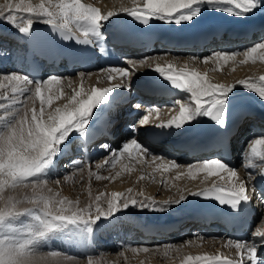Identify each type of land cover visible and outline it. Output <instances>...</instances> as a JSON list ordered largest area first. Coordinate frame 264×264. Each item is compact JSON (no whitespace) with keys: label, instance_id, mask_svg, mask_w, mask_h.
I'll use <instances>...</instances> for the list:
<instances>
[{"label":"snow or ice","instance_id":"6c2138e0","mask_svg":"<svg viewBox=\"0 0 264 264\" xmlns=\"http://www.w3.org/2000/svg\"><path fill=\"white\" fill-rule=\"evenodd\" d=\"M134 6L123 7L120 12L109 11L102 14L99 7L82 0H40L33 5L31 0H4L0 4V19L10 22L18 28L19 33L30 36L34 19L51 26L53 32H59L65 41H74L79 45L99 46L104 39L102 28L112 17L121 12L133 18L141 25L149 26L152 21H163L181 25L193 23L203 13L219 11L227 15L241 19L248 18L254 10L264 7V0H143V6H139L133 0ZM5 12L9 14L5 16ZM15 13H23L26 16L18 17ZM19 21H25L18 23ZM75 25V28L72 25ZM243 59L237 61L238 55ZM169 53H158L154 56H145L140 59L124 58L129 67L110 65L99 72L103 73L109 81L118 80V83L108 87L92 86L86 89L84 79L86 74L81 72L78 88L72 87L69 78L68 87L71 95L64 92L63 77L51 75L43 80H34L26 74L10 73L0 75V264H43L45 256L41 250L46 243L53 239L67 240L87 246L92 236L94 227L102 220H107L121 210L129 207L147 209L154 212H164L173 204L179 205L186 200L181 194L178 199L167 200L158 204L152 197H145L143 192L133 194V189L125 192H100L92 196L89 190L91 203L86 207H80L79 201H73L67 197H60L59 192L52 193L48 188L49 172L54 167L57 158L63 154V148L73 133L84 137L87 127L92 122L94 110L102 104L109 102L110 96L116 89L130 90L128 82L131 76L139 68H147L155 71L164 80L180 92L186 93L184 102L181 99L173 101L171 108L178 112L166 122L156 124L157 128L177 130L192 124L199 117H207L215 125L223 128L227 125V109L229 94L233 92L234 85L213 83L207 72L197 70L185 63L183 67H177L176 63L165 60ZM164 60V63L160 61ZM202 61L204 64L214 63L219 71L222 66L231 63L246 64L264 62V41L247 48L242 53L216 51L207 57H190L189 61ZM154 65V67H153ZM91 75V74H88ZM262 83L257 84L251 79L238 81L246 89L258 94L264 101V76L260 77ZM31 86V87H30ZM9 91L11 96L8 95ZM28 94L27 96L25 94ZM66 99L62 106L53 108L56 101ZM32 101L31 107L28 101ZM39 101L37 108L35 101ZM135 107H141L139 104ZM156 112L159 119V108L149 110L139 121L141 126L148 125L151 112ZM136 129V125L131 126ZM109 152L110 159L104 160V165H111L115 169L117 163H123L120 171L115 172L119 177L122 171H133V162L144 163L146 157H151V163L155 165L154 171L161 174L168 173L181 166L174 160L151 153L135 137L125 141L119 148L110 149L107 144L102 145ZM248 157L244 167L259 168L260 177L264 179V136L249 141L246 149ZM251 158L260 161L253 165ZM159 162V163H157ZM77 171H83L84 164L73 161ZM97 168L103 167L101 164ZM187 171L178 173L177 179L186 175L196 180L203 173V181L210 177H217L210 188L201 191H192L189 195L205 199H212L220 206H229L238 211L242 204L251 201L257 188L249 181L255 179L249 172L246 180H242L236 169L229 166L218 157L206 161L193 162L187 165ZM95 175L97 180L109 179L89 172V176ZM115 177H112L113 179ZM143 179V176L141 177ZM202 181V182H203ZM59 178L55 183L59 184ZM19 188H30L31 197L19 200L12 195H5L6 191ZM45 189L47 190L45 192ZM142 199H137V197ZM102 201L106 207L102 206ZM27 202L32 207H20ZM260 203L264 206V196ZM26 217V221L21 218ZM19 222V223H18ZM255 237L264 240V227H257L253 233ZM228 246L234 247L238 259H230L221 255H186L180 264H258L257 247L247 241L228 240ZM133 253H149L151 247L165 249L164 256H169L174 245L156 246H128ZM179 251L178 248L175 249ZM58 251L49 250L46 256L57 257ZM123 256V252L120 253ZM39 257V259H38ZM86 264H96L92 255H88ZM140 264H144L141 261ZM264 264V262H261Z\"/></svg>","mask_w":264,"mask_h":264},{"label":"bare ground","instance_id":"6f19581e","mask_svg":"<svg viewBox=\"0 0 264 264\" xmlns=\"http://www.w3.org/2000/svg\"><path fill=\"white\" fill-rule=\"evenodd\" d=\"M87 1V0H86ZM4 0H0V4H3ZM31 3L33 5H37L40 3V0H31ZM93 3H96L99 7H101L104 10V14H107L109 11H117L120 12V9L123 7L131 8L134 6L133 0L132 3H126V4H120V0H101V1H93ZM136 3L139 6H143V0H136ZM207 11V10H204ZM203 11V12H204ZM254 11L262 12L264 11V7L258 8ZM9 13L5 12V16H7ZM18 17L20 16H26V14L23 13H15ZM116 17H112L111 19L116 20ZM35 21V18H33ZM3 19H0V21ZM5 23H0V37L4 36L6 33H9L11 30H14L15 26H13L10 22H7L4 20ZM25 21H19L18 23H22ZM6 44L10 42V40L5 41ZM5 44V45H6ZM191 56H187L184 60L188 62L191 66H195L197 70L201 72H207L210 80L213 83H223L225 85H234L235 88L233 89V92L229 94V97L235 94L239 93H250L253 96L252 102L256 105L261 106L264 109V101H262L258 94L254 93L251 90L246 89L243 85L238 84V81L251 79L253 82L260 84L262 83L260 81V77L264 76V62H260L257 60L256 63L248 62L246 64H240V63H229L227 65L222 66V69L217 71V66L214 63H209V65H202L199 62H192L189 61V58ZM177 58H172V60H176ZM243 55H238L237 61L242 60ZM147 70V68H142ZM62 86L64 89V92L67 95H71V88L68 87L69 78L72 82L73 88H78L80 83L79 76H72V77H63ZM105 78L102 73H92L91 75H86L84 79V86L86 89H90L92 86L97 87H108L112 84H115V80L109 81L103 79ZM31 87V86H30ZM3 90H0L2 92ZM115 95V92H113ZM9 96H11V92L8 93ZM28 95L27 93L25 94ZM187 95V94H185ZM181 97V101L184 100ZM111 97V96H110ZM2 103H7V101H0ZM66 99H62L59 101H56L53 104V108L56 106H62L64 103H66ZM183 102V101H182ZM37 108H39V101H35ZM32 101H28V106L31 107ZM179 107V106H178ZM178 107L173 108V110H170L169 108H164L165 113H171V116L176 115L178 112ZM101 109V105L94 110V114L97 110ZM0 114H3V110L0 109ZM93 114V115H94ZM168 116L164 115L162 118L154 119L152 118L150 121V125L152 124H159L160 122H166L168 120ZM122 131V127L119 129ZM76 133H73L70 135L69 140L66 142L67 147H64L62 145L63 154H61L57 160L60 162L59 165L54 167L49 172V183L47 185L48 188L52 189L51 194H55L56 192H59L60 197H67L70 200L73 201H79L80 207H86L89 203H91V199L88 195L89 190L92 193V196L98 195L100 192H104L106 194H110L111 192H125L127 193V189L132 188L133 194L143 192L145 197H152L158 204H162L164 201L167 200H174L178 199L181 194H184L187 198H189L191 195H189L190 192L196 191L201 188H206L208 186H211L213 181H218L217 177H210L207 181H203L204 174L201 173L196 180H192L188 178L186 175L181 176L179 179H177V174L186 172L187 171V165L192 164L193 162H183L179 164L181 167L174 169L168 173L161 174L159 172L154 171L155 165L151 163V157H146L144 163H136L133 162V171L127 172L122 171L121 175L119 177H115V172L121 170V166L123 163H128L127 160H122L121 162L117 163V166L115 169L111 168V165H104V160L106 158L110 159V156H107L105 154L102 158L100 157L96 162L85 165L83 171H77L75 167L71 168V165L66 164V159H64V153L69 152L71 150V141L75 140ZM146 135V133H145ZM63 158V159H62ZM69 161V160H68ZM57 162V161H56ZM202 162V161H200ZM159 163V162H157ZM101 164L103 167L97 168L96 165ZM64 168H68L70 171L71 169H74L73 171H70V173H65L62 170ZM66 170V172H68ZM62 171V172H61ZM61 172V173H60ZM89 172L101 175V176H108L109 179H101L97 180L95 175L89 176ZM238 175L242 180H246L248 176L247 169L244 167V165H241L240 169L237 171ZM65 175H60L63 174ZM258 175H260V169H258ZM143 176V179L141 177ZM59 177V184L55 183L56 180L53 178ZM61 177V178H60ZM112 177H115L114 179ZM260 177V176H259ZM257 178V180H260V178ZM203 181V182H202ZM249 185H251V181L248 182ZM77 184H81L83 194L78 197L75 196V192L73 191L74 186ZM77 190V194H79V190ZM47 190L45 189V192ZM82 193V192H81ZM5 195H12L16 197L19 200H25L26 197L32 196V191L30 188H19L16 190H9L6 191ZM78 198V199H77ZM186 198V199H187ZM137 199H142V197H137ZM184 201L179 204L182 205ZM176 204L171 205L168 207V209L164 212H154L149 211L147 209H139L137 207H129L127 210H121L117 212L114 216L107 220H102L99 222L95 227V234L92 235L89 240L87 246L90 248L92 246H95L97 248H101L102 252H97L96 254H103L100 259V264H103V262H106L105 264H140L141 261H144V264H180L181 259L186 255H203L208 254L212 255L216 250L221 248H232L231 246H228V244L225 243L223 240H214L210 237L202 238L200 235L192 236V234L188 233L187 235H184L181 239H177L175 242L171 243H162L155 240H152L151 242H146L144 239L139 240L138 242H132L131 240L125 241L123 243V237H113L112 241H109L108 238L105 236V233L108 232L110 229L111 222H113L115 219H131V218H137V219H153V218H159L162 216H170L172 210L179 206ZM102 206L106 207V203L102 201ZM20 207H32L31 204H28L27 202L20 205ZM26 217H22L21 220L24 221ZM19 223V222H18ZM191 232L200 231L199 226L197 224H190ZM259 227H264V218L262 219L261 223L259 224ZM251 238L253 239L251 243L255 245V240H259V238H255V236L251 233H249ZM115 236V235H114ZM172 244L174 245V249L170 251L169 256H164L165 249L163 247L156 249L155 247H151V251L149 253H133L131 249L128 246L136 247L141 245H147V246H156V245H168ZM112 245V246H110ZM257 247V250H260L262 247V244L255 245ZM118 249V254L114 253L111 254L109 252H115ZM178 248L179 251H176L175 249ZM67 252V251H66ZM123 252V256L120 255V253ZM264 253V252H263ZM94 254V255H96ZM64 255V254H63ZM93 255V256H94ZM62 256V255H61ZM50 258V257H49ZM62 258V257H61ZM39 259V257H38ZM66 260V259H65ZM72 260V259H71ZM68 261V260H67ZM70 262V261H69ZM44 263V262H43ZM72 264V262H70ZM75 263V262H74ZM82 263V262H81ZM57 264V263H56ZM80 264V263H79Z\"/></svg>","mask_w":264,"mask_h":264},{"label":"rangeland","instance_id":"374dc122","mask_svg":"<svg viewBox=\"0 0 264 264\" xmlns=\"http://www.w3.org/2000/svg\"><path fill=\"white\" fill-rule=\"evenodd\" d=\"M126 3H132V0H120V4H126ZM0 23H5V21L4 20H1L0 21ZM235 88H238V87H234L233 89H235ZM67 164V163H66ZM65 169V168H64ZM65 173H70V171L69 172H66L65 171ZM65 173H63V174H59V176L60 175H65ZM59 178V177H58ZM61 178V177H60ZM54 180H56L57 178H53ZM75 187L77 186V184H75L74 185ZM76 189H78L79 190V194H77V190ZM76 192H75V191ZM73 191L76 193L75 194V196H73V197H78L79 198V196H81L82 194H83V191H82V187H81V184H79V186H77L75 189L73 188ZM82 192V193H81ZM77 198V199H78ZM27 220V218L24 220V221H26ZM95 234V232H93V234L92 235H94ZM55 245H58V244H55ZM65 249V248H64ZM63 248H60V246H58L57 248H52V250H54V251H58L59 253H60V255H58L57 257H50V256H46V254H47V252L49 251V250H44V249H42L41 250V255L42 256H45L46 258H45V260H44V263L43 264H71L70 262H72V264H86V259L87 258H84V259H79V258H75V257H72V255H70V254H68L65 250H64ZM62 251H64V252H62ZM118 252V250L117 251H115V252H109V253H111V254H114V253H116V254H118L117 253ZM64 254V255H63ZM62 255V256H61ZM103 254H96V255H94L93 256V258H94V260L96 261V264H100V259H99V257H101ZM50 257V258H49ZM62 257V258H61ZM66 259V260H65ZM72 259V260H71ZM68 260V261H67ZM70 261V262H69ZM75 262V263H74ZM82 262V263H81ZM106 262H103V264H105Z\"/></svg>","mask_w":264,"mask_h":264}]
</instances>
